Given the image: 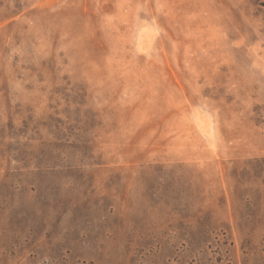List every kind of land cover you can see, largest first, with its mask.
<instances>
[{
    "label": "rangeland",
    "instance_id": "1",
    "mask_svg": "<svg viewBox=\"0 0 264 264\" xmlns=\"http://www.w3.org/2000/svg\"><path fill=\"white\" fill-rule=\"evenodd\" d=\"M0 264H264V0H0Z\"/></svg>",
    "mask_w": 264,
    "mask_h": 264
}]
</instances>
